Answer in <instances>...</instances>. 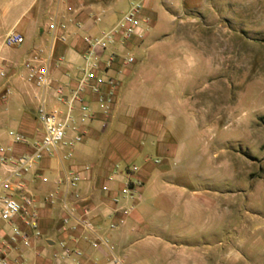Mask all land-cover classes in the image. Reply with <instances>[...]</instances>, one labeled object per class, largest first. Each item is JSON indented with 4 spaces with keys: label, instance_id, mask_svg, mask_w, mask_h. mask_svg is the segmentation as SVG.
I'll return each instance as SVG.
<instances>
[{
    "label": "crops",
    "instance_id": "obj_1",
    "mask_svg": "<svg viewBox=\"0 0 264 264\" xmlns=\"http://www.w3.org/2000/svg\"><path fill=\"white\" fill-rule=\"evenodd\" d=\"M116 1L104 6L99 0H0V73L4 74L0 76V147L6 158L0 164V181L11 170L9 161L32 154L33 145L40 141V106L65 117L67 104L57 100L55 91L62 88L64 98H69L83 66L84 39L100 36L119 21L110 12ZM131 4L141 5V14L151 20L144 44L132 40L98 51L102 59L110 53L118 55L112 70L100 73L118 82L112 117L104 126L95 97L84 95L90 114L81 120L76 104L71 112L74 121L66 130L67 140L83 134L82 142L45 155L24 177V190L42 203L38 207L40 237L35 239L28 232L27 244H11V225L0 222V244L10 264H111L112 260L116 264H244L233 252L238 241L217 239L222 231L218 207L207 204L200 190L170 181L188 172L191 149L197 145L185 139L184 95L174 94L169 87L173 71L182 62L155 60L151 52L160 49L152 43L159 37L151 34V0H131ZM10 32L20 35L23 43L6 47L4 39ZM134 52L144 53V62L124 67L120 58ZM33 57L48 68L50 86L37 88L26 81L22 65ZM10 133L22 135L26 142L16 141ZM68 151L73 156L65 161ZM71 167L90 168L82 175L78 197L69 195L65 202L76 214L87 212L93 232L62 226L66 213L61 193L53 204L44 203L46 194L55 190L54 179ZM132 167L138 170L129 174ZM40 177H47L48 183L43 184ZM133 181L142 184L140 198L122 199L120 191ZM104 186L107 193L102 191ZM97 239L107 240L114 251L93 247ZM61 243L81 256L54 259L61 255Z\"/></svg>",
    "mask_w": 264,
    "mask_h": 264
},
{
    "label": "rangeland",
    "instance_id": "obj_2",
    "mask_svg": "<svg viewBox=\"0 0 264 264\" xmlns=\"http://www.w3.org/2000/svg\"><path fill=\"white\" fill-rule=\"evenodd\" d=\"M130 1L111 4L117 21ZM150 7L160 49L151 55L182 62L169 87L183 93L185 139L197 143L191 168L170 181L218 207L217 239L238 241L233 252L244 264H264V0H151ZM144 56L134 52L131 67Z\"/></svg>",
    "mask_w": 264,
    "mask_h": 264
},
{
    "label": "built area",
    "instance_id": "obj_3",
    "mask_svg": "<svg viewBox=\"0 0 264 264\" xmlns=\"http://www.w3.org/2000/svg\"><path fill=\"white\" fill-rule=\"evenodd\" d=\"M166 2L169 0H165ZM142 6L139 4H131L128 11L122 18L107 32L102 33L98 37H86L84 43L86 50L83 54V66L80 70L79 78L75 86L66 100L62 88H57L55 97L58 101L67 104L68 110L63 119L57 116V112H47L44 106L38 109V120L42 128V137L39 142L33 145L34 151L30 155L20 156L9 161L11 170L7 177L0 181V222L11 225V233L8 241L16 244L20 241L24 244L28 243V232H31L33 238L40 237L38 228V207L42 203L37 202L31 194L24 190V177L29 174L35 167V164L45 155H53L58 152L59 147H73L82 142L83 134H77L71 141L66 139V130L73 123L71 114L73 107L77 104L81 113V120H84L90 113L89 107L83 100V96L91 94L95 97L97 105L101 109L103 116V125L105 126L112 117L113 105L116 92L118 90V82L112 78H103L101 72L105 73L112 70L118 55L110 53L106 58L102 59L98 51H104L108 47H114L132 40L142 41L151 23L148 16H143ZM65 41V39H61ZM23 43V38L15 32H10L4 39V45L8 48L19 46ZM124 67L134 63L132 56L125 54L120 58ZM26 72L25 79L37 88H46L50 86L51 80L47 67L38 65V58L28 59L22 65ZM0 76H4L0 73ZM16 141L25 143V138L16 133H10ZM5 150L0 147V164H4ZM72 152L68 151L63 160L70 161ZM89 167L76 169L71 167L65 170L61 176L54 179L55 190L46 194L44 203L53 204L58 193L62 194V205L66 213L62 219V226L70 231L83 230L93 232V224L86 219L87 212L83 210L81 214H76L75 209L66 206V198L69 195L77 198V190L83 181V173L89 172ZM136 167L129 169V174L137 172ZM43 184L48 183L47 177H40ZM142 184L140 181L127 182L120 191L122 199L138 200L140 198V190ZM102 191L107 193L108 187H102ZM116 203L117 200H114ZM128 211V210H126ZM126 214V212H124ZM114 225H110L113 229ZM103 246L108 252L114 251L113 246L109 245L107 240L97 239L92 244L93 247ZM61 255H54V259H67L71 255L80 257L79 251H70L63 243ZM5 248L0 244V264H10L4 257ZM17 264V262H15ZM111 264H116L112 260Z\"/></svg>",
    "mask_w": 264,
    "mask_h": 264
}]
</instances>
